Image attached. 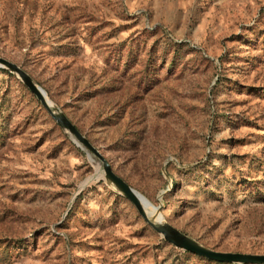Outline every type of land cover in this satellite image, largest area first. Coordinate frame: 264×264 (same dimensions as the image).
<instances>
[{"label":"rangeland","instance_id":"1","mask_svg":"<svg viewBox=\"0 0 264 264\" xmlns=\"http://www.w3.org/2000/svg\"><path fill=\"white\" fill-rule=\"evenodd\" d=\"M20 66L142 198L264 255V0H0ZM0 68V264H228L176 248Z\"/></svg>","mask_w":264,"mask_h":264},{"label":"water","instance_id":"2","mask_svg":"<svg viewBox=\"0 0 264 264\" xmlns=\"http://www.w3.org/2000/svg\"><path fill=\"white\" fill-rule=\"evenodd\" d=\"M0 68L8 69L23 82V84L31 91V93L37 97L51 117L61 126V128L67 130L73 136V138L92 155V158L95 160V162L103 169V179L108 183V185H110L119 194L125 196L136 207L144 220L156 232L161 234L168 243L172 244L176 248L218 263L264 264V255L219 252L208 249L199 245L194 240L188 238L186 235L167 224L162 225L152 222L148 216V212L145 209L144 202L141 199L142 197L122 178L115 174L112 167L100 153V151L95 148L91 142L83 136L82 133H80V131L64 114L52 106L47 93L35 82V80L20 66L4 58H0Z\"/></svg>","mask_w":264,"mask_h":264},{"label":"bare ground","instance_id":"3","mask_svg":"<svg viewBox=\"0 0 264 264\" xmlns=\"http://www.w3.org/2000/svg\"><path fill=\"white\" fill-rule=\"evenodd\" d=\"M45 91V90H44ZM46 92V91H45ZM47 96H48V94H47ZM48 98H49V96H48ZM50 99V98H49ZM51 101V100H50ZM51 103H52V106L53 107H55V104L51 101ZM77 142V141H76ZM78 143V142H77ZM79 145H80V143H78ZM81 146V145H80ZM96 167H97V170L99 171L98 173H97V177L99 178V177H101V175L102 176H104V173H103V169L101 168V166L99 165V164H96ZM99 179H101V178H99ZM143 201V200H142ZM144 202V201H143ZM145 205V204H144ZM146 209V208H145ZM148 216H149V218H150V220L152 221V222H154V223H156V224H162V225H164V223H163V220L162 221H159V220H156V219H154V218H152V216H150L149 214H148Z\"/></svg>","mask_w":264,"mask_h":264}]
</instances>
